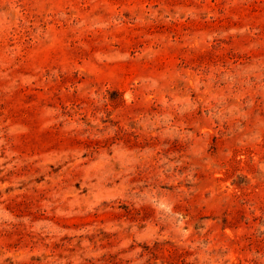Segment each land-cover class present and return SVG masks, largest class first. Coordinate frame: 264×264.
Returning <instances> with one entry per match:
<instances>
[{"label":"rangeland","instance_id":"rangeland-1","mask_svg":"<svg viewBox=\"0 0 264 264\" xmlns=\"http://www.w3.org/2000/svg\"><path fill=\"white\" fill-rule=\"evenodd\" d=\"M0 264H264V0H0Z\"/></svg>","mask_w":264,"mask_h":264}]
</instances>
